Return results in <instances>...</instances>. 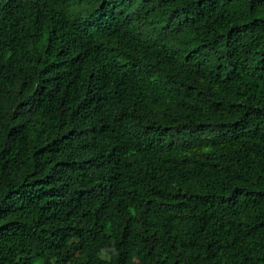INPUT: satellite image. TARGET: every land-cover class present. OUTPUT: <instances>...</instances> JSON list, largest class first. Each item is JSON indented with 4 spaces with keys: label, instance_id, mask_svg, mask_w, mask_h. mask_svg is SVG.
Wrapping results in <instances>:
<instances>
[{
    "label": "trees",
    "instance_id": "1",
    "mask_svg": "<svg viewBox=\"0 0 264 264\" xmlns=\"http://www.w3.org/2000/svg\"><path fill=\"white\" fill-rule=\"evenodd\" d=\"M0 264H264V0H0Z\"/></svg>",
    "mask_w": 264,
    "mask_h": 264
}]
</instances>
